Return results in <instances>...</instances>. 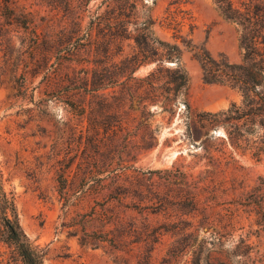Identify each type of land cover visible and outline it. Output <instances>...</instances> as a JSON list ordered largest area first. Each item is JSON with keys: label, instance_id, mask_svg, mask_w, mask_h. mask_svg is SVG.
I'll list each match as a JSON object with an SVG mask.
<instances>
[{"label": "rangeland", "instance_id": "obj_1", "mask_svg": "<svg viewBox=\"0 0 264 264\" xmlns=\"http://www.w3.org/2000/svg\"><path fill=\"white\" fill-rule=\"evenodd\" d=\"M113 1L0 0V168L20 225L47 248L44 264H165L170 254L171 264H214L240 234L263 253L264 155L231 144L222 126L194 136L184 93L172 110L131 105L146 82L109 80L118 69L101 51L134 20L116 17ZM137 1L140 18L155 17V34L172 41L168 7L193 14L191 42L177 41L194 109L241 101L237 87L205 81L198 59L204 49L243 55L238 24L215 0ZM133 44L116 42L115 60ZM233 220L235 234L222 229ZM6 249L0 241V264Z\"/></svg>", "mask_w": 264, "mask_h": 264}, {"label": "trees", "instance_id": "obj_2", "mask_svg": "<svg viewBox=\"0 0 264 264\" xmlns=\"http://www.w3.org/2000/svg\"><path fill=\"white\" fill-rule=\"evenodd\" d=\"M113 12L116 17L126 19L122 32H111L103 38L101 51L109 66H116L115 75L109 80L117 82L126 76L146 82L131 95V105L136 100L137 108L147 111L150 103L160 102L164 110H172L179 96L185 94L187 111L191 117L190 128L194 136L208 134L210 128L222 126L226 140L236 147L253 150V154L264 155V0H215L223 15L235 21L240 30V45L243 49L241 60L232 61L227 56L216 57L208 49L198 54L203 78L207 82L229 84L237 87L242 94L240 102L233 101L226 109L196 110L188 99L189 76L182 64V43L191 42L187 37L195 27L193 14L177 5L168 7L163 18L168 27L174 29L176 40H168L155 34L156 18L148 14L140 18L139 1L114 0ZM133 24L128 31V23ZM190 23V31L184 33L185 24ZM124 37L132 38V51L125 54L120 62L115 60L114 44ZM92 39V37H90ZM122 50V49H121ZM176 61L173 66H165V61ZM155 63V67L145 76L135 75L144 64ZM109 82V81H108ZM123 82V81H122ZM149 113V112H148ZM208 137V135L206 136ZM254 148V149H252ZM264 216V214H263ZM223 230L235 234V220L222 226ZM261 229H264V222ZM235 235H233V239ZM0 241L7 247L2 261L4 264H44L47 248L32 240L20 225L15 195L8 190L4 174L0 168ZM233 247L226 257H218L214 264H264V252L255 250L253 241L240 234L234 239ZM222 244V242H220ZM173 255L164 257L165 264H171ZM210 262V257H197L193 264ZM212 262V261H211Z\"/></svg>", "mask_w": 264, "mask_h": 264}]
</instances>
